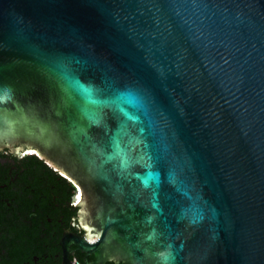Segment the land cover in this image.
<instances>
[{"label": "water", "instance_id": "water-1", "mask_svg": "<svg viewBox=\"0 0 264 264\" xmlns=\"http://www.w3.org/2000/svg\"><path fill=\"white\" fill-rule=\"evenodd\" d=\"M71 258L264 264V0H0V264Z\"/></svg>", "mask_w": 264, "mask_h": 264}, {"label": "snow or ice", "instance_id": "snow-or-ice-1", "mask_svg": "<svg viewBox=\"0 0 264 264\" xmlns=\"http://www.w3.org/2000/svg\"><path fill=\"white\" fill-rule=\"evenodd\" d=\"M137 141L135 140H130L128 148L127 149H122L121 145L119 142L114 143L113 147L115 148L116 154L121 158V162L123 166H127L129 163V157L127 156V151L132 147L134 143ZM142 159V157H141ZM153 179H157L152 173H149L147 177L145 178V183L150 182ZM77 203H79V198L77 199ZM154 207H158V204L154 202L153 204Z\"/></svg>", "mask_w": 264, "mask_h": 264}, {"label": "flooded vegetation", "instance_id": "flooded-vegetation-1", "mask_svg": "<svg viewBox=\"0 0 264 264\" xmlns=\"http://www.w3.org/2000/svg\"><path fill=\"white\" fill-rule=\"evenodd\" d=\"M31 154H27L25 152H21L20 156L22 158H24L25 156H29ZM67 181V180H66ZM68 184H70L68 181H67ZM72 186V185H71ZM73 187V186H72ZM74 189V188H73ZM74 192H75V189H74ZM70 264H79L78 261H76L74 258H71V263Z\"/></svg>", "mask_w": 264, "mask_h": 264}, {"label": "trees", "instance_id": "trees-1", "mask_svg": "<svg viewBox=\"0 0 264 264\" xmlns=\"http://www.w3.org/2000/svg\"><path fill=\"white\" fill-rule=\"evenodd\" d=\"M68 185L72 188V194L70 195V199H71L72 196L74 195V189H73V187L70 184H68Z\"/></svg>", "mask_w": 264, "mask_h": 264}, {"label": "built area", "instance_id": "built-area-1", "mask_svg": "<svg viewBox=\"0 0 264 264\" xmlns=\"http://www.w3.org/2000/svg\"><path fill=\"white\" fill-rule=\"evenodd\" d=\"M75 195H77V192H74V195L72 197H74Z\"/></svg>", "mask_w": 264, "mask_h": 264}]
</instances>
